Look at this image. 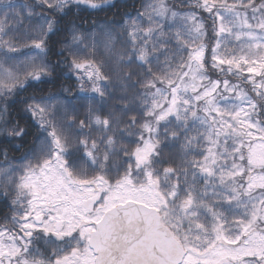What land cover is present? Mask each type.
Here are the masks:
<instances>
[{"label":"snow or ice","instance_id":"obj_1","mask_svg":"<svg viewBox=\"0 0 264 264\" xmlns=\"http://www.w3.org/2000/svg\"><path fill=\"white\" fill-rule=\"evenodd\" d=\"M0 264H264V0H0Z\"/></svg>","mask_w":264,"mask_h":264}]
</instances>
